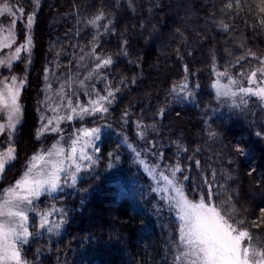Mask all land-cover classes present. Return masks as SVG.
Returning <instances> with one entry per match:
<instances>
[{"label": "trees", "instance_id": "trees-1", "mask_svg": "<svg viewBox=\"0 0 264 264\" xmlns=\"http://www.w3.org/2000/svg\"><path fill=\"white\" fill-rule=\"evenodd\" d=\"M3 1L35 20L31 51L12 67L26 76L23 116L13 140L17 159L6 168L0 191L55 139L68 145L77 133L71 131L101 128L95 163L78 174L76 185L62 183L61 190L34 201L35 211L28 213L33 237L22 249L29 264H174L175 210L153 190L152 177L129 144L140 159L158 166L157 173L170 174L179 163L183 171L177 176L189 177L183 181L189 199L199 200L210 185L212 202L234 207L235 218L246 221L264 246V227L252 225L264 209V106L254 96L244 97L247 106L240 96L218 97L212 87L217 79L228 82L217 76L226 70L247 85L240 74L258 61L238 58L249 49L264 57L259 0H39V6L34 0ZM101 13L96 26L89 23ZM87 51L91 59L110 56L113 64L97 72L83 56ZM70 70L81 84L72 98L82 106L97 94L107 95L109 87L119 91L105 105L107 113L64 119L60 133L37 139L44 94L58 88L57 80ZM91 73L93 78L85 77ZM183 84L187 88L181 90ZM7 143L6 134L0 136V148ZM237 145L246 149L244 155ZM52 209H63L67 222L49 233L40 229L38 213ZM60 217L56 211L49 220Z\"/></svg>", "mask_w": 264, "mask_h": 264}, {"label": "snow or ice", "instance_id": "snow-or-ice-1", "mask_svg": "<svg viewBox=\"0 0 264 264\" xmlns=\"http://www.w3.org/2000/svg\"><path fill=\"white\" fill-rule=\"evenodd\" d=\"M34 2L39 6V0H34ZM226 7L231 9L232 3H228ZM258 7L262 14L260 23L264 25V0H259ZM17 11L22 13L23 10L18 9ZM5 13L14 15L13 9L7 3L0 7V15ZM103 18L102 13L98 14L89 23L96 26L98 21ZM34 20V14L28 15L27 29L29 33ZM15 23L16 21L13 19L7 29L0 28V33L4 31L8 33L7 36L0 37V52L4 49H12L16 43ZM224 27L227 30V26ZM122 43L126 45L127 41L124 40ZM32 46V38L29 34L25 42L15 47L11 55L0 59V67L11 69L12 63L21 59V52L30 53ZM125 54L127 53L125 52ZM247 58L257 60L258 66L240 75L247 79L249 85H255V87L242 86L237 79L228 75L227 70L217 72V76L228 77V82L222 84L217 79L212 87L216 89L218 97L234 99L240 96V103L247 106L248 101L244 97L254 96L264 106V57H258L249 49L244 56L238 58L237 62ZM95 59L99 61L96 65L97 72L113 64L110 56L96 55ZM185 72H187V68H185ZM25 82L26 79H18L16 76L0 80V114H3L0 116V121H2L0 122V136L6 134L8 141L6 149L0 148V179H4L6 168L11 170L13 162L17 159L16 146L13 140L23 116L19 97ZM180 88L184 90L187 85L183 84ZM115 91H119V89H115ZM115 91L109 87L107 95L97 94L95 99L88 101V106L76 105L73 107L72 101L69 100L68 107L72 114L67 117L57 116L56 120L58 122L64 119L72 120L73 115L82 117L97 113L105 114L109 111L105 105L112 103V99L115 98ZM172 91L175 92L176 89L174 88ZM239 106L233 104V107ZM160 115H163L162 111ZM41 120L42 128L37 130V139L45 131H60L58 126L52 127L53 121L51 119L46 124H43V117ZM79 131L80 135L71 141L67 151L63 145L54 143L50 148L41 149L34 153L26 162L20 178L0 193V264H29L22 255V249L33 237V233L29 231L28 227V213L35 211L34 201L45 193L51 195L61 190L62 183L68 185L71 181V186H75L78 174L82 170L86 171L88 167L83 165L81 161L95 163L85 148L94 146L93 141L100 139L101 128L94 127ZM138 135L143 138L142 133ZM210 135L216 136L217 134L210 133ZM256 135L259 137L262 134L257 132ZM125 142L127 143L126 140ZM128 147L136 154L137 162L156 180L157 185L163 181L162 187L153 190L160 193H168L169 191L174 193V195L162 197L168 207L175 210L179 221L174 264H264V246L257 244L259 237L247 227L246 221L235 218L236 209L234 207L225 209L223 206L212 202L214 193L210 185L208 192L201 195L199 200H191L186 195L183 185V181L188 180L189 177L186 175L177 176V173L183 171L179 163L172 166L170 175L163 172L157 174V165L149 166L143 159H140V152L135 147L131 144ZM235 150L241 155L246 153V149L240 145H237ZM196 166L200 167L199 161H196ZM62 173L65 174L63 180ZM214 178L215 173H213ZM205 183L208 181L205 180ZM224 203L227 204L228 201ZM56 211L61 213L60 220L50 222L49 216ZM38 215L40 216V229H46L49 233L58 232L61 225L67 222V214L63 209H52L49 212H40ZM252 225L256 228L264 227V209H261V215L252 221Z\"/></svg>", "mask_w": 264, "mask_h": 264}, {"label": "rangeland", "instance_id": "rangeland-1", "mask_svg": "<svg viewBox=\"0 0 264 264\" xmlns=\"http://www.w3.org/2000/svg\"><path fill=\"white\" fill-rule=\"evenodd\" d=\"M5 3H7L9 5V7H11L13 9L14 15L13 14H8V13H5L4 15H0V28L7 29L11 25L12 20L15 19L16 23H15V29L14 30H15V33H16V43L13 45L12 49H4L2 52H0V59H4L6 56L11 55V53H12V51H14L15 47H17L20 44L25 42V39H26L27 35L30 34L31 38H32V28H31L30 33H29L28 29H27V17L30 14L24 13L23 11H22V13L17 11L20 8L14 6L13 3L9 2V1L0 2V7H3V5ZM7 34L8 33L6 31H4V32L0 33V37L7 36ZM25 53L28 54L29 52L22 51L21 52V59L14 61L12 63V67L14 66V64H17L19 61L22 60V58L24 57ZM92 55H93L92 51H87V52L84 53L83 56H84V58H88L93 63L92 68L94 70H96V65H97V63H99V61H97L95 59V56H93L94 58H92V59L89 58ZM12 67H11V69H9L7 67H0V80H4L5 78H10L11 76H16L18 79H26V76H25L24 73H21L19 71H15V70L12 69ZM104 69H106V68H102L99 71H101V70L103 71ZM55 75H58V74H55ZM62 75H63V77H60L57 80V82H56V84H58V88L49 87L48 88L49 91L47 90V92H45V94H44L45 100L43 102L41 110L38 111V116L40 115V123H41L40 129L42 128L41 117L44 118L43 124H46L47 121L49 119H51L53 121L52 127H57V126L59 127L62 124H64L65 121H70V122L74 121V117L76 115H73V119L72 120H68L67 119L64 122H62L63 120H61L59 122L56 120L57 116L67 117L68 115L72 114L71 110L68 107V101L69 100L72 101V106L73 107H75L76 105H80L78 102H76L72 98V95L81 88V84L78 82L77 78L73 77V71L72 70L68 71V73H62ZM94 76L95 75H93L91 73V74L86 75L85 77L90 79V78H93ZM47 77H50L51 79H54V76L52 74H47ZM66 79H70V81H66ZM71 81L73 83L75 82V84L72 85V86L67 87L68 85H71ZM220 82L222 84H226L227 83V82L222 81V80H220ZM244 87H255V85H249L247 83V85H245ZM22 89H21V92H22ZM67 90L68 91L70 90V94L69 95H66L67 94L66 93ZM20 96H21V93H20ZM19 100H20V97H19ZM20 103H21V100H20ZM21 105H22V103H21ZM2 115L3 114H0V116H2ZM0 122H2V121H0ZM81 129H86V128H80L79 130H81ZM79 130L71 131V133H73V134H75V132H77L76 135H75V138L73 137L72 140L76 139L80 135V131ZM47 133H50L51 135H53V134L55 135L56 134V132H53V131H45L44 132V134H47ZM57 133H60V132H57ZM67 136H68V134L65 135V137H67ZM71 141H70V143L68 145H66L65 143H63L61 137H59V138L55 139L45 149L50 148L54 143H59V144L63 145L65 150L67 151L68 147L71 144ZM93 145L94 146H92V147H86L85 148V151L87 152V154L92 156V157H94V155L96 153V140L93 141ZM81 163L83 165H87L88 166L87 170L90 169L91 164H92V163H90L88 161H81ZM148 165L151 166L150 164H148ZM62 174H61V176H62ZM157 174H159V172ZM164 174L170 175L168 173H164ZM157 178H158V176H157ZM1 180L2 179H0V182H1ZM152 184H153V188L155 189L157 187H162L163 186V181H160V184L157 185L156 180L152 178ZM9 185L5 186L0 191V193H2L4 189L9 187ZM161 194H162V196L174 195V193H172L171 191H169L168 193H161ZM240 209H242V211H243V208L241 206H240ZM50 222H53V221H50ZM50 226H51V223H50Z\"/></svg>", "mask_w": 264, "mask_h": 264}]
</instances>
